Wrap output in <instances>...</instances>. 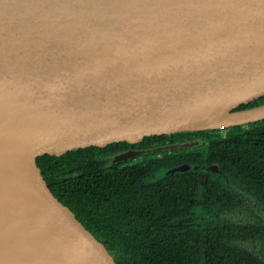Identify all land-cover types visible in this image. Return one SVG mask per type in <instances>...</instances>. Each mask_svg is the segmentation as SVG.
<instances>
[{
  "label": "water",
  "instance_id": "obj_1",
  "mask_svg": "<svg viewBox=\"0 0 264 264\" xmlns=\"http://www.w3.org/2000/svg\"><path fill=\"white\" fill-rule=\"evenodd\" d=\"M261 119L264 0H0V264H122L45 155Z\"/></svg>",
  "mask_w": 264,
  "mask_h": 264
},
{
  "label": "trees",
  "instance_id": "obj_2",
  "mask_svg": "<svg viewBox=\"0 0 264 264\" xmlns=\"http://www.w3.org/2000/svg\"><path fill=\"white\" fill-rule=\"evenodd\" d=\"M184 141L200 144L173 148ZM127 145L111 143L43 158L57 194L111 247L122 264H264L259 253L238 244L257 237L264 240V225L227 221L203 228L184 220L203 202L224 205L233 201L212 177L204 178L203 172L191 169L138 189L142 176L161 163L177 160L199 167L216 165L239 179L264 204V119L229 128L148 137L132 144L153 150L146 164L125 168L115 176L100 168ZM163 151L166 156L157 158ZM170 151L174 154L169 155ZM115 193L117 198L112 197ZM131 222H139L142 229L125 228Z\"/></svg>",
  "mask_w": 264,
  "mask_h": 264
},
{
  "label": "rangeland",
  "instance_id": "obj_3",
  "mask_svg": "<svg viewBox=\"0 0 264 264\" xmlns=\"http://www.w3.org/2000/svg\"><path fill=\"white\" fill-rule=\"evenodd\" d=\"M213 166V165H212ZM211 165L194 166L195 170H200L207 176L217 180L219 184L229 192L233 201L224 205L221 204H199L192 209L191 214L187 219L191 220L193 224L200 227H207L210 225L224 224L227 221L235 222H258L264 225V204L260 203L253 195L252 191L243 185L239 179L223 170H212ZM192 168L171 161L162 164L145 177L144 183L156 182L167 175V171H187ZM238 244L242 247L259 253L264 259V240L260 237L249 241H240Z\"/></svg>",
  "mask_w": 264,
  "mask_h": 264
},
{
  "label": "flooded vegetation",
  "instance_id": "obj_4",
  "mask_svg": "<svg viewBox=\"0 0 264 264\" xmlns=\"http://www.w3.org/2000/svg\"><path fill=\"white\" fill-rule=\"evenodd\" d=\"M128 144H130V143H128ZM199 144H200V141H184V142L180 143L179 145H176V144L173 145V148L174 149L189 148L191 145H199ZM152 151L153 150H150V149L136 148V147H133L132 144H130V145L124 146L122 150H120L117 153H115L114 155L110 156L106 163H103V164L100 165V168L102 170L107 171L108 173H110V174L115 176V175H118V174L124 172V171H121V170H123L125 168L137 166L138 163H141V162H143V164H146L147 157L149 156L148 154L151 153ZM129 152L131 154H133V155L136 154V153H140V155L136 156L135 158L128 159V160H121V161L116 160V156L117 155L129 153ZM173 154H174V152L170 151L169 155H173ZM165 156H166V154L163 151V153H160V154L157 155V158H164ZM174 161H176L179 164L180 163L182 164V161H177V160H174ZM161 164H165V163H161ZM161 164H159L157 167H160ZM186 164H188L192 169H194V166H197V165L189 164L187 162H183L184 166ZM175 172H181V171H170L169 170V171H167V175L175 173ZM182 172H185V171H182ZM149 174H147L145 176H142L140 178V181H139V184H138V189L142 188L144 186V184H147V183H144V180H145V177L148 176ZM215 181H217V180H215ZM118 195H119L118 193H115V195H112V197L113 198H117ZM203 203L206 204V205H209V204H207L205 202H203ZM121 205H122V203H121ZM128 212H129V210H128ZM128 214H130V213H128ZM130 216L132 217L134 215L130 214ZM188 217L189 216L184 217V220L185 221L188 220L187 219ZM138 225H139V222H137V223L131 222L125 228H127L128 230L138 231V230L142 229V228L139 229Z\"/></svg>",
  "mask_w": 264,
  "mask_h": 264
}]
</instances>
